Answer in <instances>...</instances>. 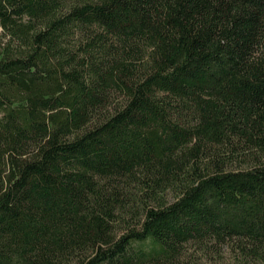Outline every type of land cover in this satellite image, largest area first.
I'll list each match as a JSON object with an SVG mask.
<instances>
[{"label": "trees", "instance_id": "16d2710c", "mask_svg": "<svg viewBox=\"0 0 264 264\" xmlns=\"http://www.w3.org/2000/svg\"><path fill=\"white\" fill-rule=\"evenodd\" d=\"M190 245L264 262V0H0V264Z\"/></svg>", "mask_w": 264, "mask_h": 264}, {"label": "rangeland", "instance_id": "374dc122", "mask_svg": "<svg viewBox=\"0 0 264 264\" xmlns=\"http://www.w3.org/2000/svg\"><path fill=\"white\" fill-rule=\"evenodd\" d=\"M171 196V195H170ZM218 251V250H217ZM216 250H197L193 245L188 246L183 255L184 264H231L233 254L228 248L223 247L218 252ZM203 252V253H202ZM254 264H264V262H254Z\"/></svg>", "mask_w": 264, "mask_h": 264}]
</instances>
